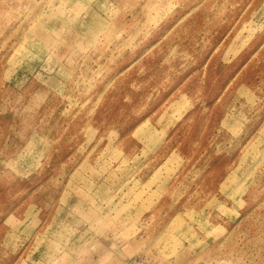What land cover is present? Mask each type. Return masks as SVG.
<instances>
[{
    "label": "rangeland",
    "instance_id": "374dc122",
    "mask_svg": "<svg viewBox=\"0 0 264 264\" xmlns=\"http://www.w3.org/2000/svg\"><path fill=\"white\" fill-rule=\"evenodd\" d=\"M0 264H264V0H0Z\"/></svg>",
    "mask_w": 264,
    "mask_h": 264
}]
</instances>
